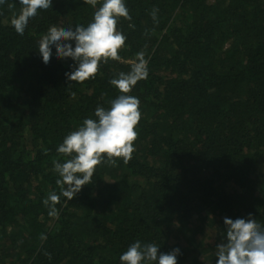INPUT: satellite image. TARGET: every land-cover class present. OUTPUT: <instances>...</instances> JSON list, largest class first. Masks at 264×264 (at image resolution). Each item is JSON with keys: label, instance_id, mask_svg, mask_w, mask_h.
<instances>
[{"label": "trees", "instance_id": "obj_1", "mask_svg": "<svg viewBox=\"0 0 264 264\" xmlns=\"http://www.w3.org/2000/svg\"><path fill=\"white\" fill-rule=\"evenodd\" d=\"M126 6L119 58L77 83L64 75L73 62L45 66L38 42L52 25L86 26L92 5L53 0L23 36L10 24L19 0L0 5V264H119L136 240L179 247L178 264H204L206 249L215 264L224 217L251 213L264 225V0ZM139 53L148 76L129 93L141 111L131 160L103 162L72 200L45 204L61 192L57 147L110 106V80Z\"/></svg>", "mask_w": 264, "mask_h": 264}, {"label": "clouds", "instance_id": "obj_2", "mask_svg": "<svg viewBox=\"0 0 264 264\" xmlns=\"http://www.w3.org/2000/svg\"><path fill=\"white\" fill-rule=\"evenodd\" d=\"M95 9L92 20L85 25L73 27L50 26L39 40L38 52L45 66L52 59L71 60L65 77L70 82L83 83L94 78L99 65L109 59L117 60L118 50L125 44L126 36L118 30L121 17L131 19L126 0H84ZM6 0H0V5ZM19 14L10 20L18 35L23 36L29 20L38 11L47 10L53 0H19ZM128 73H120L110 80L118 95L108 108L97 106L95 118H85L76 130L63 138L56 151L67 157L63 162H54L58 174L59 195L52 194L44 201L59 202L60 195L72 200L88 185L96 167L107 161L116 164L117 159L128 163L134 152L137 139L136 128L141 120L140 100L129 95L139 80L148 76L147 61L143 53ZM55 210L50 215H55ZM224 235L215 246V264H264V225L259 224L249 213L235 219L224 217ZM156 243L132 242L119 256V264H178L182 255L179 247L161 252Z\"/></svg>", "mask_w": 264, "mask_h": 264}, {"label": "rangeland", "instance_id": "obj_3", "mask_svg": "<svg viewBox=\"0 0 264 264\" xmlns=\"http://www.w3.org/2000/svg\"><path fill=\"white\" fill-rule=\"evenodd\" d=\"M209 1H212V0H209ZM262 168H264V165H261V166H260V169H262ZM196 236H197V239H198V240H201V239H202V236H201L200 234H197ZM205 240H206V238L204 239V241H205ZM208 241H209V240L207 239V242H208ZM211 243H212V241L208 242L207 244L210 245ZM208 256H209V250L207 251V250L205 249V251H198V252H197V259H198L200 262L204 261V264H208V263H210L209 260H208Z\"/></svg>", "mask_w": 264, "mask_h": 264}]
</instances>
